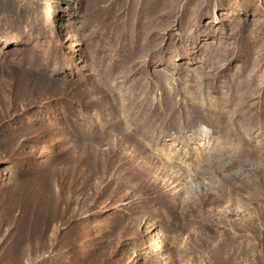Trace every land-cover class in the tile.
Segmentation results:
<instances>
[{
    "label": "rangeland",
    "instance_id": "rangeland-1",
    "mask_svg": "<svg viewBox=\"0 0 264 264\" xmlns=\"http://www.w3.org/2000/svg\"><path fill=\"white\" fill-rule=\"evenodd\" d=\"M0 264H264V0H0Z\"/></svg>",
    "mask_w": 264,
    "mask_h": 264
}]
</instances>
